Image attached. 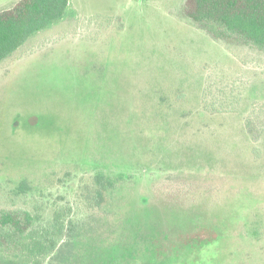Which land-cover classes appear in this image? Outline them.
I'll use <instances>...</instances> for the list:
<instances>
[{"label":"rangeland","instance_id":"rangeland-1","mask_svg":"<svg viewBox=\"0 0 264 264\" xmlns=\"http://www.w3.org/2000/svg\"><path fill=\"white\" fill-rule=\"evenodd\" d=\"M187 1L71 0L0 63V212L71 209L45 264H264V52Z\"/></svg>","mask_w":264,"mask_h":264},{"label":"trees","instance_id":"trees-1","mask_svg":"<svg viewBox=\"0 0 264 264\" xmlns=\"http://www.w3.org/2000/svg\"><path fill=\"white\" fill-rule=\"evenodd\" d=\"M186 14L216 41L250 45L264 52V0H188ZM78 17L71 0H20L0 12V63L10 59L43 31ZM97 198L114 183L103 175L95 178ZM30 187L22 182L13 190L25 200ZM71 209L58 207L50 227L40 230L39 217L30 210L0 212V264H45L67 237Z\"/></svg>","mask_w":264,"mask_h":264},{"label":"crops","instance_id":"crops-1","mask_svg":"<svg viewBox=\"0 0 264 264\" xmlns=\"http://www.w3.org/2000/svg\"><path fill=\"white\" fill-rule=\"evenodd\" d=\"M72 5V4H71Z\"/></svg>","mask_w":264,"mask_h":264}]
</instances>
